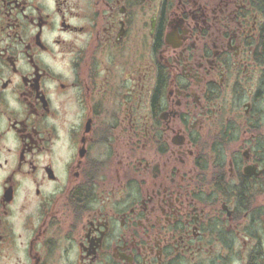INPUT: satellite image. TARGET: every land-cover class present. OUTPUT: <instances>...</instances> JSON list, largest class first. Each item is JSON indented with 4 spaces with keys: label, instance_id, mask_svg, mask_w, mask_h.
<instances>
[{
    "label": "flooded vegetation",
    "instance_id": "obj_1",
    "mask_svg": "<svg viewBox=\"0 0 264 264\" xmlns=\"http://www.w3.org/2000/svg\"><path fill=\"white\" fill-rule=\"evenodd\" d=\"M0 264H264V0H0Z\"/></svg>",
    "mask_w": 264,
    "mask_h": 264
}]
</instances>
